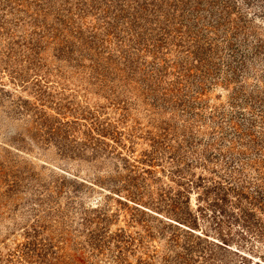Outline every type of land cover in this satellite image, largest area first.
Returning <instances> with one entry per match:
<instances>
[{"label":"trees","instance_id":"obj_1","mask_svg":"<svg viewBox=\"0 0 264 264\" xmlns=\"http://www.w3.org/2000/svg\"><path fill=\"white\" fill-rule=\"evenodd\" d=\"M235 4L0 0L2 72L10 68V79L19 83H27L30 73L42 95V87L54 84L44 57L52 49L53 77H62V67L85 73L83 97L92 90L120 110L117 119L101 118L100 110L90 113L94 138L88 142L93 141L95 154L106 149L102 145L111 146L106 138L114 145L124 144V138L134 143L135 134L119 130L132 115L133 101L153 118L156 131L148 133L151 149L141 162H168L178 186L169 215L188 227L177 226L166 237L164 264H249L252 258L241 251L253 253L255 243L264 240V102L245 96L240 83L249 74L246 62L264 52L242 50L246 21L240 19V25L227 11ZM217 82L233 83L232 97L209 108L203 97ZM168 111L170 117L157 124ZM198 166L209 176L190 173ZM191 190L198 191L195 210L190 209ZM204 217L216 225L218 241L209 240L204 229L205 236L191 231ZM232 225L239 231L232 233Z\"/></svg>","mask_w":264,"mask_h":264},{"label":"rangeland","instance_id":"obj_2","mask_svg":"<svg viewBox=\"0 0 264 264\" xmlns=\"http://www.w3.org/2000/svg\"><path fill=\"white\" fill-rule=\"evenodd\" d=\"M227 1L236 3L227 8L230 18L240 25V19L246 21L244 53L264 52V0ZM44 57L54 84L42 87V95L30 73L27 83H19L10 79V68L0 69V264H164L166 237L177 226L188 227L169 215L178 186L168 162H141L151 149L148 133L156 131L153 118L133 101L132 115L119 130L135 134L134 143L124 138V144L114 145L106 138L111 146L102 145L106 149L95 154L93 141L88 142L94 138L90 113L100 110L101 118L117 119L120 110L92 90L83 97L85 73L62 67V77H53V50ZM245 65L249 74L240 82L245 96L264 102V55ZM233 89V83L217 82L203 99L212 108L227 103ZM190 173L209 176L199 166ZM197 192L190 191L193 210ZM199 227L191 231L218 241L212 220L200 219ZM221 227L228 231L227 224ZM255 246L253 253L241 252L252 258L249 264H264V240Z\"/></svg>","mask_w":264,"mask_h":264}]
</instances>
